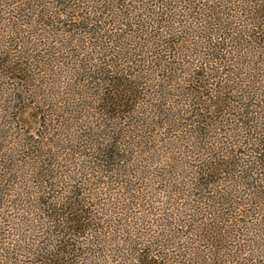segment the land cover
<instances>
[{"label":"rangeland","instance_id":"1","mask_svg":"<svg viewBox=\"0 0 264 264\" xmlns=\"http://www.w3.org/2000/svg\"><path fill=\"white\" fill-rule=\"evenodd\" d=\"M66 1L72 8H79L76 16L84 15L91 5L97 6L92 0ZM115 1L113 9L122 15L120 19L124 16V23L114 16L107 21L129 32L126 46L131 52L130 61L124 57L118 61H122L131 80L140 79L143 96L135 117L112 120L95 114V108L86 104L88 97L73 100L69 93L68 84H75L80 93L86 88L76 75L85 61L79 37L67 39L64 32L69 33L73 26L81 31L84 28L61 13L51 22L48 19L51 12L63 11L67 4L56 0H0V66L4 61L21 66L26 62L36 64L28 82L9 78L10 65L0 74V174H6L0 178V264H43L41 253L55 252L58 247L71 251L66 264H137L139 254L144 252L141 248L149 254H166L165 258L157 257L166 263L264 264V174L256 170L253 179L240 180L233 152L220 156L228 165L218 179L212 184L201 179V161L213 159L215 152L206 149L203 156L199 155L198 146L209 139L196 138L194 135L204 132L189 129L193 127L188 125L189 118L197 106V101L186 99L185 92L194 73L191 63L183 61L184 66L171 65L157 74L156 50L147 52L152 50L148 46H153V40L141 33L143 27L137 23L147 18L148 12L151 16L157 12V0ZM127 11L137 18L127 20ZM263 57L264 51L241 53L238 64L221 69L224 74L233 71L224 75L232 80L228 96L233 101L211 117L215 122L210 133L222 142L221 147L230 142V135H245L252 131L249 124L264 122ZM41 101L61 108L53 118V135L60 134L64 143L58 137L55 147L49 135L43 140V150L53 151L50 156L54 163L47 166L44 159L48 155L35 157L32 149L23 147L25 136H32L25 133L26 127L38 133L44 130L38 124L43 118H35V111L43 108ZM182 110L186 113L178 115ZM20 111L25 118H17ZM19 119L27 121L26 127ZM110 121L125 126L134 150L122 153L125 159L118 166L120 171L110 174L112 180L106 179L111 181L100 185L96 179L86 182V187L95 192L89 202L97 220L86 227L82 237L74 236L71 230L64 232L61 226H54L46 204H39L53 198L62 201L66 193L78 190L80 179L87 174L81 167L84 158L75 153L83 150L78 137L108 132L114 129ZM76 138L79 141L73 144L66 140ZM37 166L49 167L44 171L46 182L59 173L55 168L68 172L63 175L64 184L53 186L47 198L40 194L43 190L41 178L35 176ZM88 171L95 173L98 167L94 164ZM62 193L63 198H59L57 194ZM64 240L66 245L58 246Z\"/></svg>","mask_w":264,"mask_h":264},{"label":"trees","instance_id":"2","mask_svg":"<svg viewBox=\"0 0 264 264\" xmlns=\"http://www.w3.org/2000/svg\"><path fill=\"white\" fill-rule=\"evenodd\" d=\"M92 1L96 2L97 6L91 5L85 14L81 16L75 15L79 12V8H72L66 0H56V3L67 4L63 11L51 12L49 16L47 11H43L44 16L50 17L48 18L51 19L50 22L53 21L52 19L59 17L61 13L63 17L64 15L65 17L69 16L70 22H77L80 27L84 28L81 31L73 26L72 31L69 30L67 34L64 32L67 39L74 40V38L79 37L78 41L81 42L80 44H82V48L86 52L83 51L85 62L82 68H78L79 71L76 72V75L80 76V80L83 81V86H86V88L80 93L76 89L75 84L71 86L68 84L70 90L68 92L72 95L71 98L73 100L76 97H82V99L88 97L90 100L86 101V104L93 110L95 108V114L98 113L102 118H112V120L133 118L138 112L140 98L143 96V86L140 79L131 80L129 74L123 68L124 64L122 61H118L124 60V58L129 59L128 61L131 60V52L126 46V35L129 32L124 33L122 29L115 28L110 21H107L109 17H119L117 19L122 17L119 12L113 9L116 3L115 0ZM123 4L121 3V5ZM125 4L128 3L125 2ZM157 7V12H153L152 16V12H148L145 15L147 18L140 19L137 23H141L143 27L141 28V33L150 36L153 40V46L147 45L149 48H153L147 52L153 53L156 50L154 53L157 54V74L160 71L164 72L171 68V65L175 68L181 65L184 66L185 63L183 61L191 63V72L194 73L188 81V84L191 85L185 88V92L188 96L186 99L197 101V106L194 108V115L192 114L191 118H189L188 125L190 127L193 125L192 129H189L191 131L200 130L201 133L204 132L201 135H194L196 138L204 137L209 139L205 145L202 143L198 146L197 150L199 152H197L199 155L203 156V151L206 149L207 151L211 149L215 152L213 159L211 157L209 160L203 159L201 161L200 171L203 174L201 179H207L206 184H212L218 179L228 165V161L220 158V156H228L229 153L233 152H235V155H232L234 156L232 160L234 159L233 164H238L240 180L253 179V174L256 170L264 174V122L260 125L249 124L248 126L252 128V131L249 129L245 135H230L232 139L222 147V142L215 139L216 137L210 133L214 129L213 123L215 122L211 117L217 111L222 112L225 106H229L233 101L232 97L228 96V94H231L232 80L225 77L228 75L227 72L233 73V71L231 69L224 74V70L221 71V69L229 65L235 66L236 63L238 64L241 53L250 51L260 53L264 51V0H157ZM126 15L127 20L131 22L137 18H134L132 11H127ZM123 18L120 19L121 24L124 23ZM106 22L108 24H105ZM70 25H75V23ZM197 40H199L200 44L196 43L198 42ZM154 42L156 45H154ZM196 45H199L201 49H197ZM261 60L264 61V57ZM13 63L4 61L1 64V76L3 74L2 71L10 65L11 74H8V77L12 80L20 79L28 82L33 77L30 76L29 72L36 64L33 65L31 62H26V65L21 66ZM146 63H149V61L147 60ZM12 71L17 72L18 76ZM165 79V75H163V81ZM67 102L70 101L67 100ZM39 103L43 108L35 111V118H38V116L43 118L40 123L38 122L43 127V131L38 133L34 132V129L27 130V121L19 119V122L26 127L25 133L32 135L25 136L23 147L32 149L35 157H39L40 153L43 158L48 155L44 159L47 166L54 163L51 160L53 158L50 156L53 155V151L51 148L43 150V148H46L43 140L49 135L51 136V141H53L51 143L55 144V147L58 146L55 139L60 134L55 133L53 135V127L55 125L53 118L59 115L61 108L56 103H52V107L44 101ZM17 113V118H25L21 111ZM185 113L182 110L181 114L179 111L178 115L183 116ZM110 122H113L114 129H109L108 132L98 135L89 132L78 137L81 140L79 147L83 150L75 153L84 158L85 164L81 165V167L82 170L87 171V174L80 179L78 190L73 193H66L62 201L53 198L51 202L50 200H45L44 202L40 201L39 204H46V212H48V216L52 219L54 226H61L60 228L64 232L71 230L72 232L69 233L74 234V236L82 237L85 234L86 227L97 220L94 207L89 202L93 199L95 192L93 193V188L86 187V182L96 179L100 185L111 181L112 177L110 174L114 172L117 174L120 171L118 166L121 167V163L124 162L125 158H123L122 153L134 150L132 145H129L131 141H128L125 126L118 125L117 121ZM172 122L175 123V120ZM89 129V131L93 130V128ZM51 131H53L52 134ZM79 139L66 140L73 144L74 141L77 142ZM57 140L59 142L61 140L64 143L63 138L59 137ZM239 147H243L244 150H240ZM85 150L86 152L83 153ZM35 162L37 163V160ZM94 164L98 167V171L95 173L88 171V168L94 169ZM39 169L40 167L37 166L35 176L38 175L41 178L39 184L43 191H40V194L47 198L50 196L49 192L53 189V186L61 187L64 184L63 175L68 172L65 173L55 168L54 170L59 173L51 176L52 179L50 181H53L51 183L50 181L46 182L44 179V171L50 170L49 167H41L40 171H38ZM1 175L0 178L4 179L6 174ZM108 178L111 180H106ZM46 193L48 196H46ZM63 193L57 194L59 198H63ZM60 245L65 246V240L62 244H58V246ZM141 250L144 252L139 254L137 264H189V262L186 263L181 260H171L167 263L160 262L157 257L165 258L166 254H149L147 250L142 248ZM70 252L68 249L64 250V247H58L55 252L41 253L40 262L43 264H66Z\"/></svg>","mask_w":264,"mask_h":264}]
</instances>
